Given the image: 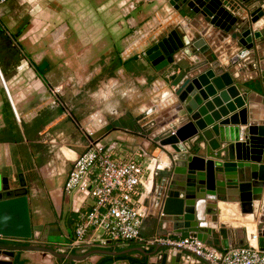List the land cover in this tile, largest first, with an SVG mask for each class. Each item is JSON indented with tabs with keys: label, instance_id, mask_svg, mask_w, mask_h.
<instances>
[{
	"label": "crops",
	"instance_id": "obj_1",
	"mask_svg": "<svg viewBox=\"0 0 264 264\" xmlns=\"http://www.w3.org/2000/svg\"><path fill=\"white\" fill-rule=\"evenodd\" d=\"M67 1L75 7L59 13L60 23L42 33L38 28L31 32L26 18L16 21L15 29L12 28L10 24L17 17L12 11L14 1H3V6L8 4L0 12L13 34L5 32V25L0 24V173L20 175L32 223L42 226L50 243V235L58 236L53 244L66 251L67 244L74 242L79 214L94 203L88 193L64 190L73 160L86 147L85 136L76 122L86 124L100 137L112 158L142 159L147 179L134 194L136 205L144 211L140 233L143 237L159 235L153 222L154 189L167 157L151 146L145 132L162 111L169 112L170 106L163 103L171 92V76L178 68L157 71L144 52L172 29L195 37L202 35V28L207 25L177 10L179 0ZM34 16L37 21L38 17L55 15L39 10ZM213 30L208 28L205 39L210 53L188 56L180 51L176 54L180 65L185 66L198 56L206 57L212 67L225 68L229 64L227 57L232 50L228 38ZM260 63L264 69V59ZM236 68L235 75L241 81L255 77V70L247 65L239 63ZM55 87L59 91L54 94ZM96 178V167L84 177L90 185ZM224 216L226 220L222 222L246 229L244 241L257 242L252 240V235H257L255 222H243L239 211L232 217L227 211ZM233 233L232 240L236 241ZM125 243L110 241L104 232L99 234L98 229L90 227L78 252H119ZM207 245L222 249L217 237ZM140 246L144 247H136ZM155 247L144 248L151 252ZM175 252L180 251L161 246L158 253L150 256L138 251L123 252L125 256L121 258L92 254L72 264H127L125 260L140 264L142 258L145 264L206 263L196 261L185 251L176 259ZM1 256L11 264H67L41 251H3ZM108 256L110 260L105 261Z\"/></svg>",
	"mask_w": 264,
	"mask_h": 264
},
{
	"label": "water",
	"instance_id": "obj_2",
	"mask_svg": "<svg viewBox=\"0 0 264 264\" xmlns=\"http://www.w3.org/2000/svg\"><path fill=\"white\" fill-rule=\"evenodd\" d=\"M261 4L258 0H179L175 5L177 10L207 25L202 28V35L191 37L172 29L144 52L157 71L178 68L171 76V92L163 103L170 106L169 112L162 111L145 132L151 146L167 157L154 189L153 222L159 235L192 237L205 243L217 237L223 249L243 246L247 244L243 239L246 229L239 230L231 223L222 222L227 211L231 217L239 211L243 222L256 223L257 244L264 249V69L260 68L264 59V23H261L264 9ZM209 27L228 38L232 50L227 57L229 64L225 68L212 67L206 57L198 56L187 65H180V57L176 55L180 51L188 56L210 53L205 44ZM239 63L254 69L255 77L241 81L235 75ZM13 177L11 172L0 173V235L35 237L47 242L46 232L40 236L42 226L30 219L20 175ZM233 232L236 241L232 240ZM48 243L52 247L0 244V264L12 263L2 259L3 251H41L72 264L92 254L138 251L150 256L161 247L156 246L151 252L140 246L119 252L90 249L76 253L69 252L71 243L66 251L58 250L59 244ZM181 254L174 253L176 259Z\"/></svg>",
	"mask_w": 264,
	"mask_h": 264
},
{
	"label": "built area",
	"instance_id": "obj_3",
	"mask_svg": "<svg viewBox=\"0 0 264 264\" xmlns=\"http://www.w3.org/2000/svg\"><path fill=\"white\" fill-rule=\"evenodd\" d=\"M3 1L0 0V3ZM58 91L59 87L52 89L54 94ZM76 124L85 136L86 147L73 160L64 190L88 193L94 203L90 209L79 214L73 244H81L88 229L94 227L102 229L110 241H135L146 248L165 246L171 250L188 252L196 261L207 260L212 264H264V249L257 242L220 249L209 247L204 241L192 237H143L140 223L144 211L136 205L134 194L138 185L146 183L145 166L132 158H112L100 137L95 136L92 127L80 122ZM93 167L97 168V178L90 185L84 177ZM4 238L20 241V238L0 235V239ZM252 240L257 241L255 234Z\"/></svg>",
	"mask_w": 264,
	"mask_h": 264
},
{
	"label": "rangeland",
	"instance_id": "obj_4",
	"mask_svg": "<svg viewBox=\"0 0 264 264\" xmlns=\"http://www.w3.org/2000/svg\"><path fill=\"white\" fill-rule=\"evenodd\" d=\"M10 1H14V3H12V11L15 12L17 16L16 18H14V23L11 22L10 26L12 25V28L15 29L16 21L19 22L20 20H24L26 18L27 19L26 27L29 28L31 32H33L36 28H38L39 33H42V31L44 30L47 31L48 29H53L56 24L60 23L58 22V16H59L58 14L61 12L63 13L68 9L75 7V5L73 4L68 5L67 0H38V1L10 0ZM3 4L4 2L0 5V10H4V8L7 6L8 3H6L4 6ZM39 10H47L51 13H54L55 16L54 18L38 17L36 21L34 15L37 14ZM42 12H40L39 14H41ZM6 21L7 20L5 18V15H1L0 12V24L3 26L5 25V32L7 31L10 34H13L12 30H10ZM50 21H53V23H50ZM44 34L45 33H43V35ZM132 159H134L137 163L140 164L143 163L142 159L139 157H134ZM98 233L99 234L103 233V230L98 228ZM49 239L52 240V243H54L53 240L59 238L58 236L56 237L54 234H52L49 236Z\"/></svg>",
	"mask_w": 264,
	"mask_h": 264
},
{
	"label": "flooded vegetation",
	"instance_id": "obj_5",
	"mask_svg": "<svg viewBox=\"0 0 264 264\" xmlns=\"http://www.w3.org/2000/svg\"><path fill=\"white\" fill-rule=\"evenodd\" d=\"M261 4L262 9H264V0H258ZM264 32V31H263ZM160 154H163L164 156H166L164 153H162L160 151ZM25 192V190H24ZM26 194V192H25ZM45 233L42 231L40 236H44ZM15 238H19V237H15ZM48 240V239H47ZM0 244H8V245H41V246H47V247H52L48 241L47 242H43L40 238H35V237H30V238H20V241L17 240H12V239H1L0 240ZM72 247L71 249L73 250L72 252H78L79 248H75V245L72 243ZM80 247V246H79ZM65 261V260H64Z\"/></svg>",
	"mask_w": 264,
	"mask_h": 264
},
{
	"label": "trees",
	"instance_id": "obj_6",
	"mask_svg": "<svg viewBox=\"0 0 264 264\" xmlns=\"http://www.w3.org/2000/svg\"><path fill=\"white\" fill-rule=\"evenodd\" d=\"M118 243H122V242H118ZM138 245H140L139 243H137V242H135V241H128V242H126L125 243V247H119L118 248V251H121V250H124V249H126V248H131V247H136V246H138ZM125 255L124 254H120V255H116V256H114L113 258H121V257H124ZM110 258H111V256L109 257L108 256V259L107 260H105V261H109L110 260ZM136 260V259H135ZM137 261V260H136ZM139 263L140 264H145V259H140L139 260ZM206 264V263H205Z\"/></svg>",
	"mask_w": 264,
	"mask_h": 264
}]
</instances>
